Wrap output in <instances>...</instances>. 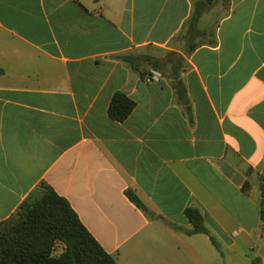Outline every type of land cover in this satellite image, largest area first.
Returning <instances> with one entry per match:
<instances>
[{
  "label": "crops",
  "instance_id": "crops-1",
  "mask_svg": "<svg viewBox=\"0 0 264 264\" xmlns=\"http://www.w3.org/2000/svg\"><path fill=\"white\" fill-rule=\"evenodd\" d=\"M259 178L264 0H0V222L44 182L116 264H264Z\"/></svg>",
  "mask_w": 264,
  "mask_h": 264
},
{
  "label": "trees",
  "instance_id": "trees-1",
  "mask_svg": "<svg viewBox=\"0 0 264 264\" xmlns=\"http://www.w3.org/2000/svg\"><path fill=\"white\" fill-rule=\"evenodd\" d=\"M198 14L199 11L193 16L192 24ZM132 109L133 103L117 92L110 101L108 116L122 121ZM249 187L245 183L242 190L247 192ZM259 191V218L264 224V178H259ZM125 194L131 203L143 209L132 192ZM184 216L191 228L177 231L188 236L206 235L217 248L198 210L188 208ZM56 245H61L62 251L55 256ZM0 264H116V261L85 229L67 201L41 182L13 215L0 222Z\"/></svg>",
  "mask_w": 264,
  "mask_h": 264
},
{
  "label": "rangeland",
  "instance_id": "rangeland-1",
  "mask_svg": "<svg viewBox=\"0 0 264 264\" xmlns=\"http://www.w3.org/2000/svg\"><path fill=\"white\" fill-rule=\"evenodd\" d=\"M208 264H235V248L233 250L225 251V261H213L208 259Z\"/></svg>",
  "mask_w": 264,
  "mask_h": 264
},
{
  "label": "built area",
  "instance_id": "built-area-1",
  "mask_svg": "<svg viewBox=\"0 0 264 264\" xmlns=\"http://www.w3.org/2000/svg\"><path fill=\"white\" fill-rule=\"evenodd\" d=\"M161 79V74L154 70H149L144 76L143 81L145 83H157Z\"/></svg>",
  "mask_w": 264,
  "mask_h": 264
}]
</instances>
